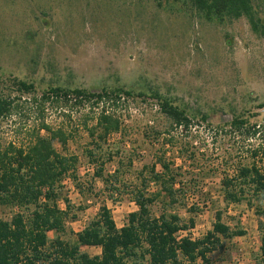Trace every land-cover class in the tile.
I'll return each mask as SVG.
<instances>
[{"label": "rangeland", "instance_id": "obj_1", "mask_svg": "<svg viewBox=\"0 0 264 264\" xmlns=\"http://www.w3.org/2000/svg\"><path fill=\"white\" fill-rule=\"evenodd\" d=\"M253 7L264 26V1L253 0ZM17 81L32 84L35 94L18 93ZM52 87L133 91L132 98L119 103L122 132L96 151L98 159L91 162L86 154L95 147L84 128L95 125L98 110L71 98L47 103L39 113L32 99L38 101ZM151 92L186 111L190 130L172 128ZM6 96L22 100L0 119L1 144L31 132L41 120L71 136L66 151L55 145L58 152L75 156L77 164L74 176L62 184L58 205L66 212L64 228L48 233L49 252L56 240L74 245L102 207L121 229L137 211V190L157 191L151 166L164 145L166 157L182 168L195 191L187 192L186 208L170 210L183 223L194 219V228L179 237L202 239L219 211L231 231L244 235L221 240L209 255L210 264H259L264 219L258 211L263 206L253 199L228 204L221 181L248 165L258 144L230 124L264 120V29L253 32L243 18L206 21L189 0H0V97ZM156 132L162 136L155 138ZM258 167L264 172V163ZM191 202L197 203L195 212L189 210ZM167 210L163 199L151 207L153 216ZM30 211L0 205V220L10 221L17 212L28 217ZM79 251L100 255L97 247ZM132 264H149L148 257L138 256Z\"/></svg>", "mask_w": 264, "mask_h": 264}, {"label": "trees", "instance_id": "obj_2", "mask_svg": "<svg viewBox=\"0 0 264 264\" xmlns=\"http://www.w3.org/2000/svg\"><path fill=\"white\" fill-rule=\"evenodd\" d=\"M189 3L206 21L222 23L243 18L253 32L264 29L254 11L253 0H189ZM14 85L18 93L35 94L32 84L17 81ZM136 94L146 97L144 93ZM133 96V91L123 88H103L94 93L84 89L52 87L42 91L38 101L35 97L32 101L38 103L39 113L44 111L47 103L70 101L71 98L77 104L88 105L90 110H98L95 125H84L95 147L86 153L92 162L99 158L96 151H101L111 137L122 132L117 113L121 106L119 103ZM150 97L157 100L160 113L170 121L172 128L190 130L192 121L186 111L155 92H151ZM20 100V97H0V119L10 116L17 108L16 101ZM201 119L203 122L207 120L206 117ZM230 125L237 130L244 129L250 139L256 137L258 144L250 153L248 165L238 167L232 178L225 176L222 179L223 196L228 204L255 200L263 206L258 212L264 219V172L258 167V163H264V120L260 124H250L235 119ZM161 136L162 133L156 132L155 138ZM70 139L62 127H52L41 120L31 132L14 135L13 141L6 145L0 142V205L31 210L28 217L17 212L10 221L0 220V264H132L138 256L142 259L147 256L149 264H210L209 255L220 248L221 240L230 241L244 235L243 231H231L222 222V214L218 211L212 230L202 239L179 237L181 232L193 229L195 222L189 218L183 223L179 215L170 210L186 208L187 192L193 189L189 183L186 184L182 168L176 167L175 161L166 157L162 145L158 149L161 155L151 166V180L157 191L147 193L146 187L137 190L133 197L137 211L128 215L127 223L121 229H117L110 210L102 207L96 220L76 235L74 245L56 240L54 251L49 252L48 233L64 228L66 212L58 205L62 184L74 176L77 164L75 156L58 152L55 145L66 151ZM158 166L160 171H156ZM101 168L97 173L99 177ZM161 199L168 210L153 216L151 207ZM191 205V212L198 210L196 202H191ZM81 246L97 247L100 255L90 257L80 253ZM259 264H264V231Z\"/></svg>", "mask_w": 264, "mask_h": 264}]
</instances>
